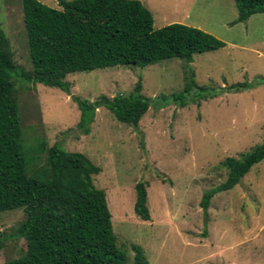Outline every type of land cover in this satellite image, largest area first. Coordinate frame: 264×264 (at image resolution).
Masks as SVG:
<instances>
[{
    "label": "rangeland",
    "instance_id": "rangeland-1",
    "mask_svg": "<svg viewBox=\"0 0 264 264\" xmlns=\"http://www.w3.org/2000/svg\"><path fill=\"white\" fill-rule=\"evenodd\" d=\"M40 1L60 8L57 0ZM140 1L151 11L154 28L179 22L212 34L225 46L194 54L188 63L171 58L145 67L71 73L65 77L69 94L14 75L23 145L58 144L81 152L99 168L93 183L105 191L127 264L133 261L132 245L142 249L147 264H264V158L233 188L214 194L206 210L201 206L204 192L226 179L222 161L240 157L264 138V12L234 23V0ZM0 29L15 65L30 70L21 0H0ZM188 69L206 94L217 96L155 108L156 97L182 89ZM139 77L142 94L154 104L137 127L99 107L88 134L76 128L80 111L72 95L93 101L126 94ZM238 82L250 86L226 90ZM139 181L147 191L149 220L133 210ZM24 218L21 208L0 212L5 237L0 264L25 254V240L17 234Z\"/></svg>",
    "mask_w": 264,
    "mask_h": 264
},
{
    "label": "trees",
    "instance_id": "trees-1",
    "mask_svg": "<svg viewBox=\"0 0 264 264\" xmlns=\"http://www.w3.org/2000/svg\"><path fill=\"white\" fill-rule=\"evenodd\" d=\"M60 8L40 0H21L31 69H19L9 41L0 29V212L21 208L25 218L18 236L26 243L24 255L3 264H127L126 252L117 244L111 214L102 188L93 183L99 168L81 152L43 143L27 149L22 142L19 105L14 75L27 82L57 87L67 94L68 74L113 66L145 67L165 59L191 62L193 55L213 51L225 43L212 34L179 22L153 26L151 11L140 0H57ZM237 18L243 22L264 12V0H234ZM246 82L228 85L229 92L248 88ZM225 88V87H224ZM198 86L188 69L177 93L161 94L154 104L142 94L139 77L132 90L90 101L71 96L80 111L76 128L90 132L99 107L107 108L121 123L137 127L150 105L185 106L189 101L211 98ZM43 152V154H42ZM31 154V155H29ZM264 158V138L240 157L222 161L226 179L204 192L201 206L210 198L233 188ZM134 213L150 219L147 191L135 185ZM5 237L0 234V250ZM134 250L131 264H147L142 249Z\"/></svg>",
    "mask_w": 264,
    "mask_h": 264
}]
</instances>
